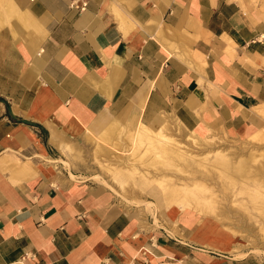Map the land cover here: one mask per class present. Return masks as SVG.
<instances>
[{"label":"crops","instance_id":"obj_1","mask_svg":"<svg viewBox=\"0 0 264 264\" xmlns=\"http://www.w3.org/2000/svg\"><path fill=\"white\" fill-rule=\"evenodd\" d=\"M74 1L0 0V264H264L56 157L85 133L105 148L118 117L136 116L130 134L163 116L201 138L261 133L264 0Z\"/></svg>","mask_w":264,"mask_h":264},{"label":"rangeland","instance_id":"obj_2","mask_svg":"<svg viewBox=\"0 0 264 264\" xmlns=\"http://www.w3.org/2000/svg\"><path fill=\"white\" fill-rule=\"evenodd\" d=\"M133 118H116L122 132L109 138L105 148L97 149V133L90 138L85 133L83 140L69 148L59 147L56 157L68 160L70 166L60 163L77 177L109 190L125 206L152 212L156 220L166 213L198 216L199 233L220 238L221 246L230 248L232 240L217 233L221 227L234 237L238 256L247 252L264 263V129L249 137L201 138L163 116L156 122L142 120L149 126L163 124L141 126L130 134L136 127L131 124ZM159 139H165L164 143ZM152 146H158L157 151L164 146L179 149L183 162L160 152L159 156ZM251 154L256 156L243 174L237 168ZM217 160L226 163L230 177L214 165Z\"/></svg>","mask_w":264,"mask_h":264},{"label":"bare ground","instance_id":"obj_3","mask_svg":"<svg viewBox=\"0 0 264 264\" xmlns=\"http://www.w3.org/2000/svg\"><path fill=\"white\" fill-rule=\"evenodd\" d=\"M146 129V128H145ZM147 130V129H146ZM151 132V131H150ZM162 132V131H161ZM154 134V133H153ZM163 133H161V135H162ZM157 136H160V135H158L157 134ZM148 137V136H147ZM160 138H162V136L160 137ZM164 138H166V136L164 137ZM163 139V138H162ZM144 141V140H143ZM163 141H165V139L164 140H161V139H159V142L160 143H164ZM137 143V142H136ZM138 145V144H137ZM168 145V144H167ZM152 147H154V151L153 152H155V151H157L158 150V146L156 147V146H152ZM177 148V147H176ZM160 149V148H159ZM159 152L161 153V154H167V155H169L170 157H172L173 158V160L175 161V160H177V159H180V160H182V158L181 157H183V156H181L179 153H180V150L179 149H175V148H173V147H161V151H157V154H159ZM184 153H185V151H184ZM191 155V154H190ZM159 156H160V154H159ZM255 156L256 155H250L249 156V158L248 159H245V161L243 162V163H239V166H238V170L241 172V173H243V174H246V172L248 173V166H247V164L251 161V160H253L254 158H255ZM158 157V156H157ZM169 157V158H170ZM165 158V157H164ZM168 158V157H167ZM185 158V157H184ZM231 160V159H230ZM63 161V160H62ZM232 161V160H231ZM66 165H67V163L65 162V161H63ZM180 162V161H179ZM182 162H183V160H182ZM185 162V161H184ZM201 162V161H200ZM203 162V161H202ZM233 162V161H232ZM241 162V161H240ZM168 163H169V161H168ZM171 164H172V162H171ZM214 165L216 166V167H218L219 169H221V171L223 172V176H224V174H226L227 176H229L230 177V174H231V172H230V170H229V168L226 166V163H224V161H219V160H217L215 163H214ZM213 168V167H212ZM199 171V170H198ZM73 177H75V175H72ZM97 176H99V175H97ZM96 176V178H98ZM246 176V175H245ZM99 178H101V177H99ZM225 178H226V176H225ZM228 179V178H227ZM234 180V179H233ZM188 198V197H187ZM186 198V199H187ZM191 198V197H190ZM196 201V200H195ZM133 203V202H132ZM149 207H152L151 205L152 204H150L149 203ZM155 208V207H154ZM157 209V208H156Z\"/></svg>","mask_w":264,"mask_h":264},{"label":"built area","instance_id":"obj_4","mask_svg":"<svg viewBox=\"0 0 264 264\" xmlns=\"http://www.w3.org/2000/svg\"><path fill=\"white\" fill-rule=\"evenodd\" d=\"M87 7H88V0H82L81 2L74 1V2H72V4H71V8L78 9L79 11H83V10H85ZM260 39L264 40V35L261 36Z\"/></svg>","mask_w":264,"mask_h":264}]
</instances>
